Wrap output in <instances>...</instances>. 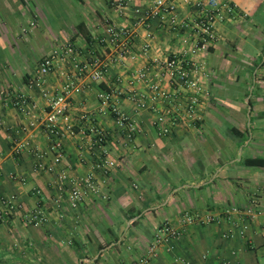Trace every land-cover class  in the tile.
Instances as JSON below:
<instances>
[{
    "label": "crops",
    "instance_id": "0c3cea01",
    "mask_svg": "<svg viewBox=\"0 0 264 264\" xmlns=\"http://www.w3.org/2000/svg\"><path fill=\"white\" fill-rule=\"evenodd\" d=\"M196 1H176L179 25L154 17L134 28L127 38L135 58L120 63L117 46L101 44L99 37L108 23L131 27L129 8H117L112 0H0V202L12 197L47 215L36 227L19 218L0 222V264H125L145 252L165 221L179 235L158 247V264H264V166L245 163L264 158V0H221L238 12L216 23V40L198 55L207 69L202 78L207 95L192 121L160 136L151 111H137L126 96L130 89L148 92L144 83L128 85L132 71L151 69V58L164 60L190 47ZM67 41L75 45L77 59L97 57L109 68L100 81L87 73L81 92L72 96L64 122L73 132L63 138L60 162L50 173L34 168L32 151L15 154L12 144L22 140L44 152L47 162L52 159L38 123L48 110L47 98L60 91L70 58L57 62L42 86L32 85L30 78L38 61ZM145 43L148 56L142 53ZM109 89L122 90L119 109L140 123L127 145L97 98ZM18 94L34 105L27 114L13 102ZM97 131L105 134L104 141ZM104 156L115 166L102 171L96 165ZM9 172L25 182L10 180ZM89 173L98 192L85 191L84 201L71 208L69 183L60 187L58 176ZM254 192L262 198L260 214L249 222L244 238H224L228 230H237L239 220L234 214L229 221L221 212L244 208ZM185 213L200 218L188 222ZM206 215L219 221L202 220Z\"/></svg>",
    "mask_w": 264,
    "mask_h": 264
},
{
    "label": "built area",
    "instance_id": "2783aa9c",
    "mask_svg": "<svg viewBox=\"0 0 264 264\" xmlns=\"http://www.w3.org/2000/svg\"><path fill=\"white\" fill-rule=\"evenodd\" d=\"M136 0H112L117 8H129L132 16L131 27L118 26L108 23L103 34L99 37V43L110 46H117L115 60L122 63L128 59H134L135 53L131 49L128 36L132 34L133 29L139 25H146L154 17L161 20H168L171 26L179 25L174 8L177 0H137L138 4L132 5ZM197 12L190 25V34L188 39L192 40L190 47L181 49L170 54L164 60L158 57L151 58L152 68H138L129 75L128 85L133 87L136 84H146L148 92H138L130 89L126 96L138 110H149L152 113V122L155 125L160 136L168 135L171 130L182 124V121L193 120L195 111L198 109L202 100L207 95L203 76L206 75L207 69L199 59L201 51H205L216 40V23L237 14L238 10L231 3H223L221 0H197ZM182 25V23H180ZM183 25H187L184 23ZM184 37L183 41L188 40ZM150 48L149 43L142 46V53L148 56ZM75 45L70 42H64L61 46L54 48L50 53L44 55L36 64L30 78V83L35 86H42L46 82V77L53 72L57 62L63 61L69 57L68 71L61 73L63 80L60 91L55 95L47 98V107L44 117L39 121L38 126L48 137L50 149L54 152L52 159L47 162L45 153L37 148H32L28 143L14 139L12 151L15 154L20 153L23 148L32 151L35 157L34 168L46 172H53L56 165L60 162L61 152L59 151L63 138L67 133L73 132L72 124L65 123L71 98L74 94L82 90V80L89 73L90 78L94 81H100L108 72V66L99 58L92 57L90 60L81 61L77 59ZM153 75L150 81L149 77ZM121 89L101 90L97 93V98L108 107L112 114L118 132L122 136L123 142L127 145L134 141L135 136L140 132L141 127L135 116L129 115L118 107V97L121 95ZM46 96V94H45ZM14 104L23 113H28L27 107L30 105L27 97L22 94L16 95ZM159 103L161 107L159 106ZM35 122H29L28 126H34ZM18 131H20L18 129ZM99 142L104 141L105 134L97 131ZM0 152V163H1ZM98 169L108 170L115 166V161L107 156L101 157L97 165ZM1 175V168H0ZM10 180L24 183L26 178L14 172L8 173ZM60 187L68 182L67 200L71 208H76L86 198L85 191L92 193L98 192V186L94 181L92 173L87 174L84 178H68L64 174L58 176ZM38 192V191H37ZM261 196L254 192L249 203L244 208L229 207L221 213L229 221H232V215H236L239 220L236 231L228 230L222 236L224 238H233L236 235L244 238L249 222L261 212ZM59 205V200H56ZM185 220L191 222L199 219L198 215L185 213ZM8 218H19L25 225L40 226L47 221L46 213L39 207L26 209L22 203L12 197H2L0 202V222ZM206 222L219 221L217 215H206L202 218ZM179 235L169 222L161 223L155 231L152 240L146 247L144 253L125 264H158L156 257L158 247L167 243L170 239ZM183 264H190L183 261ZM223 264H229L224 261Z\"/></svg>",
    "mask_w": 264,
    "mask_h": 264
},
{
    "label": "trees",
    "instance_id": "16d2710c",
    "mask_svg": "<svg viewBox=\"0 0 264 264\" xmlns=\"http://www.w3.org/2000/svg\"><path fill=\"white\" fill-rule=\"evenodd\" d=\"M79 28L82 30L81 27ZM245 163L248 165H254V166H264V158L262 157L248 158L246 159Z\"/></svg>",
    "mask_w": 264,
    "mask_h": 264
},
{
    "label": "rangeland",
    "instance_id": "374dc122",
    "mask_svg": "<svg viewBox=\"0 0 264 264\" xmlns=\"http://www.w3.org/2000/svg\"><path fill=\"white\" fill-rule=\"evenodd\" d=\"M227 122H228V121H227ZM192 123H193V122H191V121L189 122V124H192ZM260 262H263V261L261 260Z\"/></svg>",
    "mask_w": 264,
    "mask_h": 264
}]
</instances>
